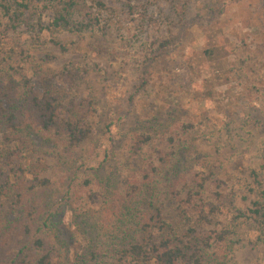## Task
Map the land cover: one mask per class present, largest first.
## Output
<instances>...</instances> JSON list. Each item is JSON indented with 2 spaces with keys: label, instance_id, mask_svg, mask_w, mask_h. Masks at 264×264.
Listing matches in <instances>:
<instances>
[{
  "label": "rangeland",
  "instance_id": "obj_1",
  "mask_svg": "<svg viewBox=\"0 0 264 264\" xmlns=\"http://www.w3.org/2000/svg\"><path fill=\"white\" fill-rule=\"evenodd\" d=\"M3 2L0 83L13 77L20 88L33 86L39 94L75 86L96 101L94 139L108 155L82 167L97 168L102 161L104 181L125 185L130 169L143 163L124 164L130 132L190 121V144L179 166L215 172L234 187L235 207L232 213L224 207L220 218L230 222L235 208L254 209L256 201L264 213V0H84L79 7L99 19L84 29L53 25L59 0H25L27 7L12 5L10 16ZM207 48L220 51L209 59ZM208 80L213 96L190 93H202ZM10 168L2 164L0 183ZM100 202L96 196L92 204ZM59 212L65 236L101 238L91 219L83 218L78 227L69 207ZM232 220L238 241L227 264H264V217L261 223ZM73 251L62 252L61 264L73 262Z\"/></svg>",
  "mask_w": 264,
  "mask_h": 264
},
{
  "label": "trees",
  "instance_id": "obj_2",
  "mask_svg": "<svg viewBox=\"0 0 264 264\" xmlns=\"http://www.w3.org/2000/svg\"><path fill=\"white\" fill-rule=\"evenodd\" d=\"M3 1L9 16L12 5L27 7L25 0ZM58 3L55 27L84 29L99 21L79 7L84 0ZM80 13L83 21L74 22ZM218 51L203 53L213 59ZM207 82L202 93H190L213 96L215 86ZM69 87L39 94L13 77L0 83V168L11 165L0 183V264H61L62 252L72 250L71 264H227L238 241L232 219L261 223L264 213L256 201L254 209L235 208L230 222L220 218L224 207L228 213L235 207L234 187L215 172L179 166L192 122L130 132L122 159L127 167L133 159L142 166L130 169L125 185L111 184L101 177L102 161L97 168L81 166L108 154L94 139L100 120L95 99ZM254 181L261 186L256 172ZM96 196L98 206L92 204ZM61 206L69 207L78 227L91 219L101 238L65 236L57 220Z\"/></svg>",
  "mask_w": 264,
  "mask_h": 264
}]
</instances>
